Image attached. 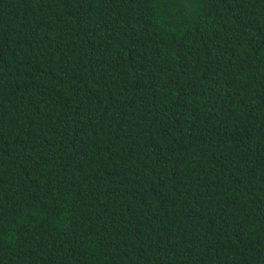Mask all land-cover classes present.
Returning a JSON list of instances; mask_svg holds the SVG:
<instances>
[{"label": "trees", "instance_id": "16d2710c", "mask_svg": "<svg viewBox=\"0 0 264 264\" xmlns=\"http://www.w3.org/2000/svg\"><path fill=\"white\" fill-rule=\"evenodd\" d=\"M0 264H264V0H0Z\"/></svg>", "mask_w": 264, "mask_h": 264}]
</instances>
